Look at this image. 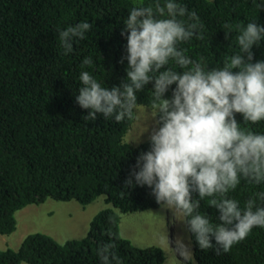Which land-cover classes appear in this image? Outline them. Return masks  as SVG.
Instances as JSON below:
<instances>
[{
  "label": "trees",
  "instance_id": "obj_1",
  "mask_svg": "<svg viewBox=\"0 0 264 264\" xmlns=\"http://www.w3.org/2000/svg\"><path fill=\"white\" fill-rule=\"evenodd\" d=\"M157 2L166 0H0V234L17 231L18 211L48 199H74L87 206L105 195L120 213L159 208L148 188L124 189L136 156L148 148L147 142L137 147L126 140L136 120L116 123L101 116L86 121L88 110L75 100L81 71L109 88L126 76L127 61L120 63L127 44L120 34L123 22L136 3ZM177 2L197 12L204 37L179 47L193 60L203 59L209 69L222 67L226 56L239 51L235 38L240 27L253 20L264 24V0ZM81 21L91 23L92 30L64 55L59 30ZM225 23L233 26L227 40ZM254 52L256 60L264 59V41ZM85 57L93 64L82 68ZM138 105L151 107L150 86L138 94ZM237 118L241 127L264 133V121L252 125ZM262 192L264 184L242 180L228 195L243 206ZM200 211L219 222L206 200ZM119 212L101 210L85 237L64 243L42 232L28 234L18 249H0V264H102L96 250L109 242V228L120 237L114 251L122 264H164L162 247H139L123 236ZM195 255L197 264H264V228H253L227 253L195 246Z\"/></svg>",
  "mask_w": 264,
  "mask_h": 264
},
{
  "label": "clouds",
  "instance_id": "obj_2",
  "mask_svg": "<svg viewBox=\"0 0 264 264\" xmlns=\"http://www.w3.org/2000/svg\"><path fill=\"white\" fill-rule=\"evenodd\" d=\"M123 24L120 34L127 44L120 63L127 61L126 76L109 88L81 71L75 100L88 110L83 119L139 120L138 94L150 86L152 121L132 141L137 147L147 142L148 148L136 156L124 189L148 188L159 208L170 213L168 238L186 264H197L195 246L227 253L253 228H264V192L243 206L228 195L242 180L264 184V133L241 127L237 118L252 125L264 121V59L256 60L254 52L264 41V24L253 20L240 27L235 38L239 51L226 56L222 67L210 69L179 47L204 37L197 12L177 0L136 3ZM92 27L81 21L59 30L63 54L73 53L74 44ZM223 27L227 40L233 26ZM92 64V58L85 57L81 66ZM205 200L218 213V223L200 211ZM105 234L109 242L96 254L102 264H122L114 251L120 237L111 228Z\"/></svg>",
  "mask_w": 264,
  "mask_h": 264
},
{
  "label": "rangeland",
  "instance_id": "obj_3",
  "mask_svg": "<svg viewBox=\"0 0 264 264\" xmlns=\"http://www.w3.org/2000/svg\"><path fill=\"white\" fill-rule=\"evenodd\" d=\"M150 108L139 105V120H136L132 130L126 136L127 141L132 142L141 136L149 126L152 121ZM107 208H113L119 212L111 203L106 202L105 195H101L85 207L74 199L70 201L48 199L45 203L17 212L18 229L10 235L0 234V249H6L9 246L18 249L23 239L35 232L48 234L61 243L69 239L83 238L87 235L96 214ZM120 214L123 236L139 247L158 245L165 249L169 259L164 264H186L174 253L168 238L172 229L169 221L170 213L159 208Z\"/></svg>",
  "mask_w": 264,
  "mask_h": 264
}]
</instances>
